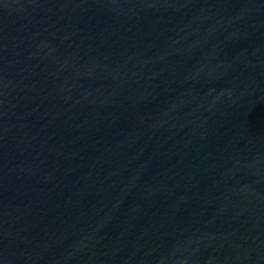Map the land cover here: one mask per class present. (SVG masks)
Returning <instances> with one entry per match:
<instances>
[{"label": "water", "instance_id": "95a60500", "mask_svg": "<svg viewBox=\"0 0 264 264\" xmlns=\"http://www.w3.org/2000/svg\"><path fill=\"white\" fill-rule=\"evenodd\" d=\"M0 264H264V0H0Z\"/></svg>", "mask_w": 264, "mask_h": 264}]
</instances>
